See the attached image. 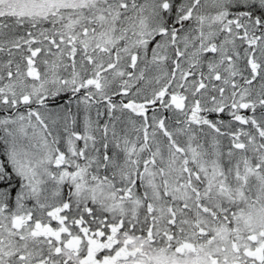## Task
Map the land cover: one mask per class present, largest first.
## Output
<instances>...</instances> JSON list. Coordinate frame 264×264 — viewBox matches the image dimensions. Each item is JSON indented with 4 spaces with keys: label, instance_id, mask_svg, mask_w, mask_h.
Instances as JSON below:
<instances>
[{
    "label": "snow or ice",
    "instance_id": "snow-or-ice-1",
    "mask_svg": "<svg viewBox=\"0 0 264 264\" xmlns=\"http://www.w3.org/2000/svg\"><path fill=\"white\" fill-rule=\"evenodd\" d=\"M0 264H264V0H0Z\"/></svg>",
    "mask_w": 264,
    "mask_h": 264
}]
</instances>
